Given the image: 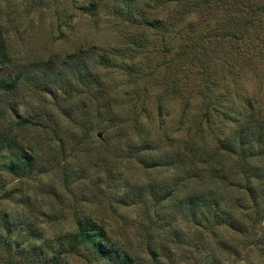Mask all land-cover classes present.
Listing matches in <instances>:
<instances>
[{
    "label": "rangeland",
    "instance_id": "374dc122",
    "mask_svg": "<svg viewBox=\"0 0 264 264\" xmlns=\"http://www.w3.org/2000/svg\"><path fill=\"white\" fill-rule=\"evenodd\" d=\"M200 1L0 0V264H264V31Z\"/></svg>",
    "mask_w": 264,
    "mask_h": 264
},
{
    "label": "trees",
    "instance_id": "16d2710c",
    "mask_svg": "<svg viewBox=\"0 0 264 264\" xmlns=\"http://www.w3.org/2000/svg\"><path fill=\"white\" fill-rule=\"evenodd\" d=\"M231 1L232 0H226V4H227L226 7H229ZM241 1H242L241 6L237 7L238 15H236V16L231 15V17H229L227 20L226 27L220 28L221 32L218 34H215V35H219V37L222 38L223 40L229 39V38L234 39V41H237V44H239V45L243 42L242 45H244L246 43H249L248 39L251 37L253 28L255 26H258L259 23L263 27V31H264V17L261 16V13L264 12V4L259 3V2H253V0H250L248 2L246 0H241ZM191 2H192V6H190L191 12L187 13L186 15L191 14L192 11L194 12V10L197 7L199 8L200 4L204 3V1H200V0H191ZM233 25L237 26V28H238L237 32L232 31V29H234ZM0 55L5 57V58H8L7 47H6V44L2 38H0ZM101 58L105 59L104 56ZM13 86H14V83L8 82L7 80L0 78V87L7 89V88H10ZM249 104H250V106H252L253 105L252 101L249 102ZM241 114H242V112H241ZM239 115H240V113H239ZM226 118H227V120H230V118L228 116H226ZM238 119H241V118L238 117ZM250 126L251 125H245V126H242V124L240 125V128L242 127V135L243 136L248 135V133L251 129ZM261 144H264V139L260 140L259 145H261ZM259 149H260V151L256 153L257 157L258 158H264V147L260 146ZM249 150H250V148H248L247 146H245V147H244V145L241 146L240 151H242V154H245V155H243L242 165H241V167H239L240 171L243 173L242 179H240L239 182L240 181L246 182L245 188L248 191V194L250 195V199L254 203L255 207L264 206V187L260 188L261 185H263V183H259V184L255 183L251 174H250V172L253 169V166L252 167L250 166L251 160L246 158ZM228 151H230V149ZM218 152H220V151L217 149L212 154H209L208 155V161L214 162V160H215V162H216V156L219 155ZM21 164H23V163L19 164L18 162H14L12 164V166H9V169H13V168L15 169V168L21 167L22 166ZM253 171H254L253 173H255V170H253ZM215 173H216V171H214L213 175ZM227 174H229V173H227ZM239 182L234 183L233 186L234 185L239 186L240 185ZM214 204H215V202H213L211 204V207H214ZM258 209H260V208L258 207ZM231 220L234 221L232 218H231ZM100 233H101L100 230L94 229L93 224L91 223V220H85V221L79 220L78 221V230H77L76 234L74 235V238H75V241L77 243L84 242V243L92 244V246L96 250V252L102 254V253H105V249H104V245L100 242V239H99ZM121 261L123 262V264H129L132 262V258H131V256L126 255L124 258L121 259ZM6 264H12V262H8Z\"/></svg>",
    "mask_w": 264,
    "mask_h": 264
},
{
    "label": "water",
    "instance_id": "95a60500",
    "mask_svg": "<svg viewBox=\"0 0 264 264\" xmlns=\"http://www.w3.org/2000/svg\"><path fill=\"white\" fill-rule=\"evenodd\" d=\"M98 136H101V133H99Z\"/></svg>",
    "mask_w": 264,
    "mask_h": 264
}]
</instances>
